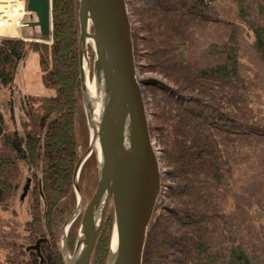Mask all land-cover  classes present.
<instances>
[{
  "label": "trees",
  "instance_id": "1",
  "mask_svg": "<svg viewBox=\"0 0 264 264\" xmlns=\"http://www.w3.org/2000/svg\"><path fill=\"white\" fill-rule=\"evenodd\" d=\"M78 1L51 0L50 45L0 38V264H64L57 239L76 207L73 170L89 136L79 79ZM226 1L231 18L252 32L264 63V0H126L136 68L141 60L173 86L148 87L149 132L165 183L142 264H264V227L253 228L237 209L227 210L231 194L224 184L245 190L251 181L264 189V117L247 108L253 85L238 29L217 11ZM203 30L214 37L200 52ZM30 51L38 54L50 96L18 94L19 68ZM27 179V216L21 220L19 192ZM95 184L91 155L78 180L84 205ZM109 214L90 264L105 263ZM40 239L38 257L28 248Z\"/></svg>",
  "mask_w": 264,
  "mask_h": 264
},
{
  "label": "water",
  "instance_id": "2",
  "mask_svg": "<svg viewBox=\"0 0 264 264\" xmlns=\"http://www.w3.org/2000/svg\"><path fill=\"white\" fill-rule=\"evenodd\" d=\"M25 7L29 21L24 27L37 28L40 37H49L51 0H26ZM78 23L81 102L89 130V144L73 170L76 207L61 232L63 261L64 264H90L107 210L112 205L114 218L106 264H142L147 229L160 194L161 173L149 132L142 83L136 77L131 18L126 0H79ZM88 39L92 40L95 54L92 74L96 76L97 89L94 97L87 95L85 88L83 61L86 60L89 68ZM98 97L99 109L94 117L93 104ZM93 138L101 150L100 160L93 151ZM91 155H94L96 165V186L84 205L78 180ZM29 188L30 180L27 179L21 188L20 202L27 196ZM80 213L70 257L66 237ZM44 241L40 239L28 249H34L40 257L39 244Z\"/></svg>",
  "mask_w": 264,
  "mask_h": 264
},
{
  "label": "rangeland",
  "instance_id": "3",
  "mask_svg": "<svg viewBox=\"0 0 264 264\" xmlns=\"http://www.w3.org/2000/svg\"><path fill=\"white\" fill-rule=\"evenodd\" d=\"M217 6H218L217 8L218 15H220L224 19H229L230 21H233V23L238 29V40H239L241 52H242V61L245 65V72H247V74L252 78V85H253L252 87L253 93L251 92L252 95L250 94L248 96V101L246 103L247 108L254 109L257 112H261V114H263V117H264V63L260 60L258 54L255 52L253 48V40H254L253 34L241 22L233 20L231 18V15H230V9L232 8L231 1L223 2L221 4H218ZM9 8L11 9L10 10V27L14 29V32L12 34V33L6 32V30L4 29L3 30L6 35L18 36L19 27L22 26V24L19 23V19L21 18V15H22L21 3L15 2ZM26 21H28V19ZM21 31H22L21 36H23L24 38L30 39V41H34L35 43L38 42L41 44L49 43V41L46 40L47 38L40 37L37 28L35 30L30 29V28L28 29L22 28ZM90 32H92L91 27H90ZM199 36H200L201 41H200V47L198 51L201 52V50L202 49L204 50L205 46L211 42V40L214 37V33L212 32V30L210 31L203 30L200 32ZM40 38H42L43 41H41ZM94 57H95V54H94L92 47L90 45H87V60L89 64L90 74H92V71H93ZM135 65H136V62H135ZM138 65L139 67L136 68V77L138 81L142 83L141 90H142V94H143V98L145 102L146 114L148 116V122H149L150 114H149L148 105L150 102V98H149L150 88L148 87L152 86L153 82H160L170 88H172L173 86L168 81L163 79L161 76L147 71L145 69V63L142 62L141 60L138 61ZM17 81L21 85V90L26 94L37 96V97L50 96L53 94L52 90L45 88L42 84V70L39 67L38 54L36 52L30 51L26 53L23 64L19 68ZM88 134H89V130H88ZM88 144H89V136H88ZM152 144H153L154 149L157 152V157L159 158L160 151H159V147H158V144L155 138H152ZM263 156H264V153H263ZM159 165H160V173H161V178H160V193H161L162 191L161 185L165 183L164 177H163L164 176L163 173L165 169L161 166L160 161H159ZM224 187L231 194V198H230L229 205L227 206V210L234 211L235 209H237V211L241 212L246 217L250 226L253 228L264 227V189H258L257 187H254L251 181H249L248 187L245 190L240 187L231 189L227 184H224ZM18 202H19L18 205L20 208L21 220H25L27 216V206H28L27 198L25 197V199L22 202L20 201ZM108 211H110L109 218L112 221V225H111V231H112L113 218H114L112 205L109 206L107 213ZM107 213H106V216H107ZM80 217H81V213L73 221V223L78 221V224L76 227V233H77V228L79 225ZM66 221L64 222V224L66 223ZM64 224L60 230V233L57 239L58 249H59L61 257H62L61 232L64 227ZM71 226L69 227L67 237H66V248H67L68 255L70 257H72L74 246H75V240H76V236H75V240H74L72 247L68 246V235H69ZM111 231H110V235H111ZM109 240H110V236H109ZM106 259H107V256L105 258L104 264H106ZM62 260H63V257H62Z\"/></svg>",
  "mask_w": 264,
  "mask_h": 264
},
{
  "label": "bare ground",
  "instance_id": "4",
  "mask_svg": "<svg viewBox=\"0 0 264 264\" xmlns=\"http://www.w3.org/2000/svg\"><path fill=\"white\" fill-rule=\"evenodd\" d=\"M9 7H8V11L6 13V12H1V9H4V8H3V6H0V14H3V16H0V19H1V22L5 23V25H6L5 28H0L1 34H5L4 30H6V32H9L12 34L14 32V29L10 27V10L11 9ZM8 29H9V31H8ZM87 45H90L92 47V40L91 39L87 40ZM83 67H84V71H85V88H86L87 95L89 94V96L94 97L95 96V90L97 89L96 88V76H94L93 74H90V70L87 66L85 59L83 61ZM99 102H100V99L98 97L97 100L93 104V111H94L93 116L94 117H96L98 114ZM91 135H93V134L91 133ZM92 142L95 144V148L93 150L94 154L96 155L97 159L100 160L101 159L100 147H99L98 143L94 140V138H93Z\"/></svg>",
  "mask_w": 264,
  "mask_h": 264
},
{
  "label": "built area",
  "instance_id": "5",
  "mask_svg": "<svg viewBox=\"0 0 264 264\" xmlns=\"http://www.w3.org/2000/svg\"><path fill=\"white\" fill-rule=\"evenodd\" d=\"M15 2H19L21 3V10H22V15H21V18L19 19V23L22 24L21 27H19V31L23 28L25 29L24 27V23L25 21L28 19L29 20V13L27 11H25V8H24V0H0V6H3L4 9H1V12H6L8 11V7L11 6L12 4H14ZM0 16H3V14H0ZM5 23L1 22V19H0V28H5L6 25ZM11 38V37H14V36H11V35H6V34H1L0 33V38ZM27 40V39H25Z\"/></svg>",
  "mask_w": 264,
  "mask_h": 264
},
{
  "label": "crops",
  "instance_id": "6",
  "mask_svg": "<svg viewBox=\"0 0 264 264\" xmlns=\"http://www.w3.org/2000/svg\"><path fill=\"white\" fill-rule=\"evenodd\" d=\"M19 83V82H18ZM18 94L19 95H29V94H26V93H24L22 90H21V85H20V83H19V90H18ZM7 106H8V102H7ZM5 112H6V110H7V107H5Z\"/></svg>",
  "mask_w": 264,
  "mask_h": 264
}]
</instances>
